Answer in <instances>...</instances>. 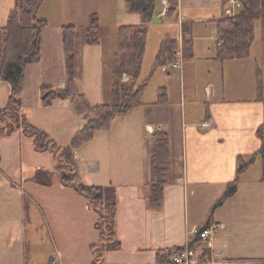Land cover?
<instances>
[{
	"label": "crops",
	"instance_id": "1",
	"mask_svg": "<svg viewBox=\"0 0 264 264\" xmlns=\"http://www.w3.org/2000/svg\"><path fill=\"white\" fill-rule=\"evenodd\" d=\"M82 1L45 0L39 17L49 24L42 32L41 60L25 70V118L57 147H69L86 122L69 101L56 100L50 106L41 101L43 87L67 86L63 28L85 29L91 17L98 18L99 42L85 43V33L79 40L87 47V72L97 73L103 100L109 74V103L118 28L139 25L143 19L127 0H87V7ZM156 1L137 81L146 85L141 103L124 115L117 127L113 125L118 117L109 129L89 141L107 135L104 141H109V146L104 153L109 159L101 160L102 169L97 164L91 172L108 183L100 187H114L118 199L115 239L119 247L100 252L99 264H157L161 253L182 248L194 227L213 222L225 224L214 243L223 259L264 264L261 157L240 176L237 193L216 207L237 178L239 163H249L262 147L257 131L264 123V26L259 21L262 43L258 54L254 52L255 23L250 56L221 60L218 24L224 0H178L171 15L168 0ZM15 2L0 0V28L7 25ZM184 23L193 26L195 56L191 60L184 55ZM167 40L176 41L175 51L183 53L182 75L156 66L158 52ZM246 78L248 97L237 98L230 87L236 79ZM128 79L126 75L124 81ZM10 93L9 84L0 79V108L7 105ZM178 108L182 116L175 111ZM206 122L210 127L203 128ZM142 128L154 138L158 132L168 136V183L158 209L148 203L153 150L148 158L146 151L142 153L137 141ZM75 163L79 177L75 183L87 186L81 176L84 166L78 158ZM57 164L52 152L37 151L34 140L22 130L0 135V264H94L93 251L101 243L96 228L99 214L82 193L62 182Z\"/></svg>",
	"mask_w": 264,
	"mask_h": 264
},
{
	"label": "trees",
	"instance_id": "2",
	"mask_svg": "<svg viewBox=\"0 0 264 264\" xmlns=\"http://www.w3.org/2000/svg\"><path fill=\"white\" fill-rule=\"evenodd\" d=\"M132 11L143 14L139 25H123L118 28V49L113 58L111 71V102L91 106L76 88L78 75L77 49L81 33H85V43L99 42L100 26L96 16L91 17L87 28H63V43L67 67V86L64 89L43 87L41 101L44 106H50L56 100L69 101L77 114L86 120L69 147H57L48 135L33 127L23 113V90L25 85V70L27 66L40 62L42 56V32L48 27V22L39 17V11L45 0H16L15 8L10 13L7 25L0 28V79L9 84L10 97L5 107L0 108V135H9L16 130H22L26 136L34 140L37 151H50L58 160L56 169L61 172L62 182L74 187L89 201L90 206L99 214L96 228L101 235V243L94 249V264H99L100 252L119 247L115 239V215L117 195L114 187L85 186L76 184L78 170L74 151L84 143L94 139L95 135L111 127L119 116L128 114L140 105V96L145 84H137L143 56L147 47L148 25L153 20L156 0H127ZM243 9L234 17H227L223 11L218 24V57L221 60L244 59L250 56L255 40V23L264 26V0H240ZM168 14H174L178 0H168ZM226 0L223 2V7ZM177 42L167 40L161 46L157 58V68L175 61ZM183 47L186 60L194 58L193 26L183 24ZM129 76L124 81L125 76ZM162 97V95H161ZM257 135L262 140L261 149L252 157L249 163H239L237 178L230 183L222 199L216 207L234 196L238 190L240 176L252 165L258 157L264 160V123L258 129ZM152 153V180L148 203L151 208H160L164 199V188L168 183L169 142L164 132H158ZM38 179V175L36 177ZM180 251L176 249L175 252ZM173 251L161 253L160 262L170 259Z\"/></svg>",
	"mask_w": 264,
	"mask_h": 264
},
{
	"label": "rangeland",
	"instance_id": "3",
	"mask_svg": "<svg viewBox=\"0 0 264 264\" xmlns=\"http://www.w3.org/2000/svg\"><path fill=\"white\" fill-rule=\"evenodd\" d=\"M82 4L87 7V0L82 1ZM257 29H256V41L254 44V52L255 54L260 51L261 43H262V30H261V23L257 22ZM258 54V53H257ZM77 67H78V75L76 79V88L82 95H84L85 100L87 103L94 104V105H101L102 103H108V94H107V80L109 79V74L106 75V86H105V99H102V92L100 88L97 86V73H95L93 70L91 72H87V47L83 45L81 39L78 43V49H77ZM261 68V67H260ZM240 72L244 74V69L241 68ZM247 75V72H245ZM176 75V73H174ZM177 76V75H176ZM96 78V79H95ZM251 79V78H250ZM244 82L246 86H244ZM234 85L230 87V89L235 91V95L237 98H247L248 97V80L246 78V81L244 80H238L233 82ZM230 90V91H231ZM89 101V102H88ZM187 110V106L186 109ZM175 111H178L181 115L182 109L178 108L175 109ZM180 116L179 114H177ZM182 116V115H181ZM120 120L116 122L113 126L117 127L120 123L121 119L124 118V116L118 117ZM83 119V118H82ZM75 126H78L79 120L76 118ZM181 120V119H180ZM179 120L178 124L181 128V121ZM178 126V128H179ZM117 130V129H114ZM107 138L106 134H99L97 139L94 142H86L80 148L75 152V158H78L80 161V164L84 166V170L81 171V176L87 180V186L91 185H97V186H103L106 183V181H103V178L101 176L93 175L91 172V169L95 167V165L99 164L102 169V161L101 160H108L109 156L106 155V149L109 146V141H104ZM67 140H70L66 138ZM63 140V139H62ZM103 140V141H102ZM138 144L140 146V149L143 153V151H146L147 158L149 157V151L153 150L154 145L156 143V138H154L151 134L148 132H145L142 128L140 131V134L138 136ZM68 142V141H66ZM71 142V141H69ZM111 146V145H110ZM108 152V149H107ZM107 156V157H106ZM93 162H96L94 164ZM104 163V162H103ZM79 165V164H78ZM77 166V164H76ZM78 169V168H77ZM79 179V177H78Z\"/></svg>",
	"mask_w": 264,
	"mask_h": 264
},
{
	"label": "built area",
	"instance_id": "4",
	"mask_svg": "<svg viewBox=\"0 0 264 264\" xmlns=\"http://www.w3.org/2000/svg\"><path fill=\"white\" fill-rule=\"evenodd\" d=\"M167 4L168 2L165 1ZM243 9V3L240 0H226L224 7L227 17H234L239 10ZM175 61L164 65V71L174 70L182 75L183 70V53L175 51ZM203 128L210 127L209 123H203ZM225 228V224L213 222L202 227H194L188 235V241L166 262L157 264H236L232 261L223 259L222 253L216 252L214 249L215 239L218 232Z\"/></svg>",
	"mask_w": 264,
	"mask_h": 264
}]
</instances>
